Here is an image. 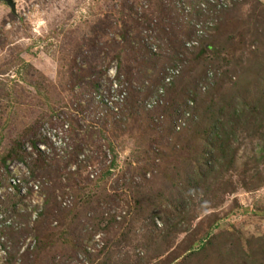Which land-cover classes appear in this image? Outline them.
<instances>
[{
	"label": "rangeland",
	"instance_id": "1",
	"mask_svg": "<svg viewBox=\"0 0 264 264\" xmlns=\"http://www.w3.org/2000/svg\"><path fill=\"white\" fill-rule=\"evenodd\" d=\"M15 2L0 264H264V0Z\"/></svg>",
	"mask_w": 264,
	"mask_h": 264
},
{
	"label": "water",
	"instance_id": "2",
	"mask_svg": "<svg viewBox=\"0 0 264 264\" xmlns=\"http://www.w3.org/2000/svg\"><path fill=\"white\" fill-rule=\"evenodd\" d=\"M6 3L13 13L16 12V2L15 0H1Z\"/></svg>",
	"mask_w": 264,
	"mask_h": 264
},
{
	"label": "trees",
	"instance_id": "3",
	"mask_svg": "<svg viewBox=\"0 0 264 264\" xmlns=\"http://www.w3.org/2000/svg\"><path fill=\"white\" fill-rule=\"evenodd\" d=\"M211 48H212V47H211L210 45H208V46L206 47V50L209 51V50H211ZM202 52H203L204 54L206 53V51H204V50H203ZM202 52H201V53H202ZM158 89H159V88H158Z\"/></svg>",
	"mask_w": 264,
	"mask_h": 264
}]
</instances>
